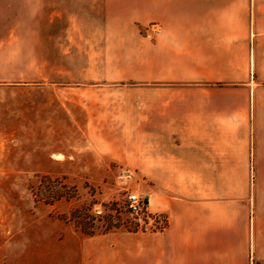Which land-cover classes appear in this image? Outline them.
<instances>
[{"label":"crops","instance_id":"0c3cea01","mask_svg":"<svg viewBox=\"0 0 264 264\" xmlns=\"http://www.w3.org/2000/svg\"><path fill=\"white\" fill-rule=\"evenodd\" d=\"M98 2L113 80L140 84L113 92L118 128L141 131L140 157L130 142L106 152L140 161L149 208L169 225L88 235L82 264L264 261V0ZM21 8L0 0V34Z\"/></svg>","mask_w":264,"mask_h":264},{"label":"rangeland","instance_id":"374dc122","mask_svg":"<svg viewBox=\"0 0 264 264\" xmlns=\"http://www.w3.org/2000/svg\"><path fill=\"white\" fill-rule=\"evenodd\" d=\"M101 7L98 0H22L19 12L6 14L0 264H82L89 231L149 232L126 209L128 193L148 200L140 161L106 152L110 143L123 152L130 142L140 157L141 131L118 128L113 114V92L140 84L113 80V34Z\"/></svg>","mask_w":264,"mask_h":264},{"label":"built area","instance_id":"2783aa9c","mask_svg":"<svg viewBox=\"0 0 264 264\" xmlns=\"http://www.w3.org/2000/svg\"><path fill=\"white\" fill-rule=\"evenodd\" d=\"M126 209L135 227L142 231L162 232L169 225V216L149 208L148 200L138 193L127 194Z\"/></svg>","mask_w":264,"mask_h":264},{"label":"trees","instance_id":"16d2710c","mask_svg":"<svg viewBox=\"0 0 264 264\" xmlns=\"http://www.w3.org/2000/svg\"><path fill=\"white\" fill-rule=\"evenodd\" d=\"M107 229H108V228H106L104 231L107 232V231H108ZM103 233H104V232H103ZM88 234H89V235H93V234H96V233H95L94 231H89Z\"/></svg>","mask_w":264,"mask_h":264}]
</instances>
